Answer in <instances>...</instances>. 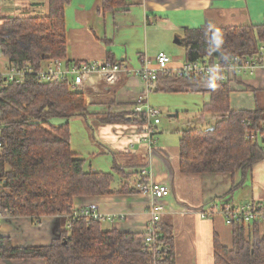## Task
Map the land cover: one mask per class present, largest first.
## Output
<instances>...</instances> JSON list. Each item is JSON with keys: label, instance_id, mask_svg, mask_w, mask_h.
<instances>
[{"label": "trees", "instance_id": "trees-1", "mask_svg": "<svg viewBox=\"0 0 264 264\" xmlns=\"http://www.w3.org/2000/svg\"><path fill=\"white\" fill-rule=\"evenodd\" d=\"M48 1L47 16L3 22L0 48L8 66L39 69L49 60H67L65 7L71 0ZM141 3L142 0H103V10ZM217 30L225 36L223 56L210 51L211 32L195 30L187 32L186 60L255 59L264 45L262 26ZM212 84L216 85L214 89ZM233 88L232 82L213 83L172 74L161 76L154 84V92L210 96L201 117L215 119V124L206 130H181L183 173H246L264 159V138H248V130H264V109H234ZM86 97L68 84H45L34 77H28L22 85L0 86V210L5 217H27L36 224L44 217H60L63 224L60 236L46 247L19 249L10 238H0V259H41L45 264H176L170 222L161 221L158 242L147 249L146 233L102 231L101 222L85 217L73 221L75 199L111 194L117 176L120 193H136L129 184L131 177L119 167L114 173L87 169V160L72 149L69 123L56 126L57 121L87 117ZM129 118L109 114L100 121L108 124L127 122ZM131 120L142 123L140 118ZM232 228L231 249L215 241L214 264H264V223H238Z\"/></svg>", "mask_w": 264, "mask_h": 264}, {"label": "crops", "instance_id": "crops-1", "mask_svg": "<svg viewBox=\"0 0 264 264\" xmlns=\"http://www.w3.org/2000/svg\"><path fill=\"white\" fill-rule=\"evenodd\" d=\"M48 14V0H0V24L9 18ZM65 14L67 60L70 62H104L113 59L137 69L142 65V59L154 61L163 52L160 44H166L171 37L183 47L182 52L173 58L170 56L175 59L172 68H177L186 60L187 32L208 30L209 25L214 29L264 27V0H142L140 5H129L109 12L103 10V0H71L65 7ZM89 83L92 87L86 90L88 115L82 118L91 136L84 135L82 126H77L81 135L77 133L71 139L74 153L87 161L89 156L111 159V169H99L101 172L114 173L115 168L119 167L131 177L135 172L148 169L151 182L166 184L172 190L171 196L163 201L166 212L161 221L170 222L173 226L176 264H214L215 241L231 249L233 228L225 223L222 216L203 220L199 213L216 200L233 205L254 203L264 208V159L246 173H183L179 148L181 129L178 130L177 141L169 140L163 135L164 131L159 129L160 140L150 155L147 148L139 143L141 123L131 120L138 118L131 109L140 95L153 108L163 111L164 107L169 106L173 119L180 118L181 112L195 113L189 121L190 126H193L198 119L201 120L203 107L210 102L209 95L148 92L141 79L127 75H123L116 86L108 87L99 82L98 77H92ZM232 84L234 109H264V58L263 66L255 76L236 79ZM236 99L239 101L236 102ZM176 100L183 105H179ZM109 114L127 115L130 118L127 122L103 124L101 118ZM212 121L206 117L197 124L211 128L215 124ZM123 156H132L133 159L119 164L117 158ZM152 202L150 197L137 192L114 193L76 198L74 209L80 211L96 206L105 217H125V220L119 218L113 222L103 219L100 222L104 231L144 234L149 224ZM62 225L60 217H44L41 223L36 224L27 217L4 216L0 225V238H10L19 249L46 247L60 236ZM106 227L109 229L106 230ZM0 264L45 262L41 259H0Z\"/></svg>", "mask_w": 264, "mask_h": 264}, {"label": "built area", "instance_id": "built-area-1", "mask_svg": "<svg viewBox=\"0 0 264 264\" xmlns=\"http://www.w3.org/2000/svg\"><path fill=\"white\" fill-rule=\"evenodd\" d=\"M0 58L1 48H0ZM264 47H260L259 54L255 59L233 58L229 61L218 59L210 61L209 59H200L197 61L184 60L177 68H172L174 60L166 54L160 53L154 61L142 59V65L137 69L131 68L123 62H104L83 61L69 62V60H49L42 64V67L35 69L33 66L14 68L6 66L0 70V86L7 84L22 85L28 77H34L45 84H68L71 90L86 94V90L92 87L89 83L92 77H98L99 82L106 86H116L122 76H135L141 79L147 86L148 92H152L154 84L161 76L175 75L179 78H199L210 80L217 83L234 82L236 79L249 78L256 75L258 69L263 66ZM132 113L141 119V137L140 145L147 148L149 154H153L158 145L159 126L161 125V116L163 111L160 108L148 105L143 96L135 101V106L131 109ZM0 110V117H1ZM256 135L264 138V130L253 132L248 130V138L254 139ZM133 147V145H132ZM2 143L0 142V151ZM151 173L148 169H142L131 176L129 182L132 189L138 194L150 197L153 202L149 211V224L146 230V240L144 248L149 249L158 242V233L161 219L166 212L164 200L171 196L172 190L166 184H157L150 181ZM200 218L210 220L216 216L224 217L225 223L233 227L238 223L252 224L264 223V208L254 203L230 204L224 200H216L203 208ZM0 210V225L4 219ZM79 217H85L90 221H115L117 219L125 220L124 216H103L99 208L93 206L76 211L73 215V221ZM69 223L68 228H71ZM158 256L160 252L156 253Z\"/></svg>", "mask_w": 264, "mask_h": 264}, {"label": "rangeland", "instance_id": "rangeland-1", "mask_svg": "<svg viewBox=\"0 0 264 264\" xmlns=\"http://www.w3.org/2000/svg\"><path fill=\"white\" fill-rule=\"evenodd\" d=\"M8 20V19H6ZM5 21V20H4ZM3 21V22H4ZM1 23L0 24V27L2 28V24L4 23ZM162 46L163 48V52L167 53L169 56H171L172 58L179 52H182L183 51V47L179 46L176 44L175 40H173V38L170 37V39L167 41L166 44H160V47ZM175 60V59H173ZM7 63H8V60L7 59H4V57L0 58V68L2 67V69H4L6 66H7ZM0 69V70H2ZM119 83V82H118ZM186 95V94H184ZM196 95V94H194ZM177 98V97H175ZM235 98L236 96L233 98L234 101H235ZM179 105H183L181 101H178ZM239 100L236 99V102H238ZM181 103V104H180ZM185 105V104H184ZM180 107V106H179ZM163 115L161 116V125L159 126V129L163 130L164 133L163 135L165 137H168L169 140H172L173 141H177L178 138H179V132L178 130L181 129V130H185V129H200V130H206L209 128V126H206V125H199L197 123H201V120H205L206 117H201V120L198 119V121L196 123H194L193 126H190L189 124V121H191L192 116H195L196 114L195 113H185V112H181L180 113V118H171L170 117V107H164L163 108ZM209 118V117H207ZM197 119V118H196ZM213 121L212 122H215L214 119H212ZM69 123L70 125V129L73 133V135H76L78 133V135H81V133L78 131L77 129V126H82V133L87 134L88 137L91 136V131L90 129L87 127V124H86V121L84 118L82 117H75L73 119H71V121H67V120H62V121H57V124L56 126H61V125H64L66 123ZM196 124V125H195ZM205 124V123H204ZM161 135H158V140H160ZM92 139V137H91ZM90 140V139H89ZM133 157L132 156H123V157H118L117 160L119 161V164H121L122 162H125V161H130L132 160ZM125 160V161H124ZM86 168L87 169H95L97 171L100 170H103V171H108L109 169H111V159H108V157H101L99 158V156L97 157H92V156H89L88 157V161H87V165H86ZM126 169H129V168H126ZM111 172V171H109ZM119 179V178H118ZM117 180L116 184L113 186L112 188V193L111 194H114V193H120L119 190H120V187H119V183L121 182L120 180ZM111 194H108V195H111ZM107 196V195H106ZM109 228L106 227V230H108ZM105 229L102 228V231H104Z\"/></svg>", "mask_w": 264, "mask_h": 264}, {"label": "clouds", "instance_id": "clouds-1", "mask_svg": "<svg viewBox=\"0 0 264 264\" xmlns=\"http://www.w3.org/2000/svg\"><path fill=\"white\" fill-rule=\"evenodd\" d=\"M208 31L211 32V38L213 40V46L210 48V51L219 52L220 55L223 56L224 55L223 45L225 43L224 34L219 30L214 29L212 25L208 26ZM228 59L230 60V57H228ZM210 87L214 89L216 85L212 84L210 85Z\"/></svg>", "mask_w": 264, "mask_h": 264}, {"label": "water", "instance_id": "water-1", "mask_svg": "<svg viewBox=\"0 0 264 264\" xmlns=\"http://www.w3.org/2000/svg\"><path fill=\"white\" fill-rule=\"evenodd\" d=\"M171 117H174V116H171Z\"/></svg>", "mask_w": 264, "mask_h": 264}]
</instances>
